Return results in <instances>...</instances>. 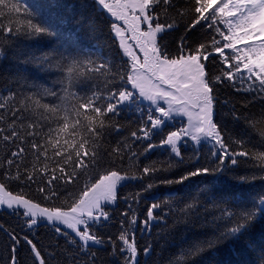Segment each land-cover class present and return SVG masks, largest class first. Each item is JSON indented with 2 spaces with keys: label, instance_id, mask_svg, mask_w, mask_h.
Wrapping results in <instances>:
<instances>
[{
  "label": "snow or ice",
  "instance_id": "snow-or-ice-1",
  "mask_svg": "<svg viewBox=\"0 0 264 264\" xmlns=\"http://www.w3.org/2000/svg\"><path fill=\"white\" fill-rule=\"evenodd\" d=\"M179 2L95 0L100 11L110 18L108 38L116 45L115 56L105 54L108 45L103 39V29L94 18H90L88 27L93 35V44L83 50V56L79 50L70 53L53 47L23 61L41 72H58L59 78L53 82V87L35 81L29 83L26 77L18 75L13 78L18 85L16 91H9L7 96L0 94V110H4V114L0 115V143L16 147L6 160L0 158V206L22 208L29 229L38 221L51 223L57 234L88 255L87 261L76 260L74 264H95L96 253H89L88 249L105 241L93 227L109 220L110 213L106 208L117 201L118 188L124 182L150 181L133 195L132 199L137 200L162 185H181L199 176L215 177L227 169L226 162L235 167L241 162V157L259 161L260 170L264 171V151L251 154L246 148L250 140L234 139L215 119L217 85L225 81L234 87L236 83L241 87L247 83L245 90L255 91L258 98L264 101V0H183L185 7L177 8ZM169 9H177L181 19L174 18L171 22L164 19L162 22ZM189 14L185 35L180 37L179 48L174 55L163 36L177 29ZM6 17L7 24L3 22ZM34 19L40 22H34ZM198 27L212 35L204 42L190 45L187 33ZM0 33L13 37L23 35L30 40L43 37L59 39L60 36L57 29L30 10L23 0H0ZM217 63L222 65L218 74L209 67ZM88 84L91 85L88 93L76 91V88ZM46 98L50 102H45ZM145 101L149 102L146 110L142 107ZM125 110L142 114L141 126L131 132V137L134 141H147V147L143 152H137L127 139H122L110 152H106L103 141L112 131L123 127L112 117ZM232 116L234 120L241 118L234 108ZM177 117H186L187 123L165 134L164 129ZM7 120L11 122L5 126ZM25 120L28 122L24 123ZM261 120L264 121V111L261 112ZM157 135L161 136L159 142H152ZM260 135L264 138V131ZM29 138L33 155L31 168L24 163L26 149L20 146ZM188 140L197 146L211 143V157L202 164L200 153L194 147L193 155L186 158L181 152V145L186 146ZM257 146L264 147V139ZM156 149L166 150L168 159L150 161L132 175L121 170L125 158L139 168L140 157L146 158ZM41 158L42 168L38 167ZM49 163L55 167L49 168ZM178 170H182V174L177 178L158 179L161 173L170 175ZM40 173L48 177L46 183H41L38 188L42 201L58 198L63 188L71 200L66 207L45 206L41 201L27 198L22 189L16 194L9 190V182L30 185L36 183ZM80 177H87L82 190L78 194L67 192V186L77 183ZM260 178L264 179V176ZM245 179L241 177L242 182ZM204 194L221 212V216L207 220L205 226H214L224 216L231 221L239 215L234 225L221 234L222 237L243 234L261 210L258 207L255 212L237 214L226 207L220 208L221 204L227 203L224 195L208 194L207 189H201L194 198L195 202L185 205V216L197 207L200 196ZM175 195L166 194L162 201L152 197L155 202L147 206L141 232L150 231L153 221L164 219L156 212L168 206ZM259 203L264 205V197ZM122 215L127 217L128 211ZM127 223L133 230L129 232L127 228H122L117 237L121 244L119 248L111 237L108 241L113 246L112 254L119 252L123 257L122 264H139L140 249L134 228L137 217L133 215ZM68 230L75 238L69 235ZM9 235L12 245L6 264H20L16 251L21 240L29 247L33 264H48L42 249L27 235ZM201 243L195 242L188 250L181 249L176 257L169 260V264H187L186 256H194L204 250ZM208 243L210 245L211 241ZM151 253L152 245L149 243L143 248L145 259ZM261 261L264 264V253L261 254Z\"/></svg>",
  "mask_w": 264,
  "mask_h": 264
},
{
  "label": "trees",
  "instance_id": "trees-1",
  "mask_svg": "<svg viewBox=\"0 0 264 264\" xmlns=\"http://www.w3.org/2000/svg\"><path fill=\"white\" fill-rule=\"evenodd\" d=\"M23 3L30 10L38 13L40 18L46 19L51 26L59 31L60 36L59 39L43 37L39 40H30L23 35L13 37L0 33V45H2L3 50V56L0 57V94L7 96L9 91H16L18 85L13 78L18 75L26 77L29 83L35 81L47 87H53V82L59 78L58 72H41L32 64H25L23 61L33 54L39 55L53 47L66 49L70 53H76L79 50L83 56V50L90 48L93 44V35L88 27L90 18H94L96 23L103 29V39L108 45L105 54L111 53L113 56L117 54L116 45L108 38L107 25L110 18L100 11L95 4V0H23ZM181 7H185L183 0H180L177 5V8ZM174 18L181 19L178 16L177 9H169L167 17H162V22L164 19L171 22ZM189 18L190 14L186 15L183 18L184 22L180 23L177 29L163 36L169 51L174 55L178 51L180 37L185 35V23ZM3 22L8 23L7 17L4 18ZM34 22L38 23L40 21L34 19ZM211 35L212 33L198 27L188 32L186 39L190 45H194L198 42H204L205 38ZM117 60L119 62V57H117ZM209 67L211 71L218 74L222 65L217 63L209 65ZM56 87H59V85H56ZM90 87L91 85L88 84L76 88V91L81 94L88 93ZM247 87V83L243 87L236 83L234 87L227 81L217 85L215 119L222 124L234 139L250 140L246 148L250 150L251 154H254L258 151H264V147L257 146L261 139H264L260 135L261 131H264V121L261 120L264 101L258 98L255 91H246ZM45 102L50 101L46 98ZM148 103L145 101L142 105L145 110ZM233 108L236 115L241 117L240 119H233ZM3 114L4 110H0V115ZM245 116L249 119L245 120ZM112 119L118 121L123 127L119 131H112L106 137L103 141L104 150L110 152L112 148L117 146L118 141L127 139V142L133 145L134 151L143 152V149L147 147V141H134L131 137V132L137 131L141 126L142 114L125 110L119 116L112 117ZM10 122L11 120H7L5 126ZM27 122L28 120L24 121V123ZM186 123L184 117H177L164 129V132L166 134L168 131L176 130ZM250 124L252 126H249ZM159 139H161V136L157 135L152 142L158 143ZM37 142H39V138H37ZM30 143L31 138L27 143L20 144L26 149L24 163L29 168H31V161L33 160ZM194 147L200 153L202 164L211 157L213 150L211 143H201L197 146L194 145V142L188 140L186 146L181 145V152L187 158L193 155ZM232 147L237 151L240 150L236 145H232ZM15 150L16 147L12 144L3 145L0 143V158L6 160L11 151ZM49 155H51V151H49ZM166 159H168V152L164 149H156L148 154L146 158L144 156L140 157L139 168L133 166L125 158L121 170L132 175L138 173L150 161H163ZM239 159L241 162L235 167L231 166L230 162H226L228 164L227 169L215 177L199 176L181 185L170 187L162 185L152 189L151 192L142 195L137 200L132 199L133 195L150 181L145 179L143 182L139 180L124 182L119 186L117 201L114 205H108L106 208L110 213L109 220L93 227V230L105 241L102 245L92 246L88 249L89 253H96L95 264H122L123 257L119 252L115 255L112 254L113 246L108 238L111 237L112 241L116 242V247L119 248L121 244L117 237L122 228H127L129 232L133 230L127 223L133 215L137 217L134 228L137 246L140 249L139 264H169V260L176 257L181 249L188 250L195 242H203L201 247L204 250L197 255L186 256L187 264H262L261 254L264 253V205H260L259 201L260 198L264 197V179L260 178L264 176V171L260 170V162L254 158L241 157ZM38 167H43V158H41ZM53 167L55 165L49 163V168ZM180 174H182V170L173 172L170 175L161 173L158 179L177 178ZM0 175H2V170H0ZM241 177L247 179L242 182ZM47 178L46 175L40 173L36 183L30 185H21L18 181H11L9 182V190L16 194L21 192L22 189L27 198L41 201L45 206L66 207L71 200L68 199L63 188L60 189L58 198L42 201L38 188L41 183H46ZM86 180L87 177H80L77 183L69 184L66 191L78 194ZM201 189H207L208 194L224 195L227 203L221 204L220 208L226 207L229 211L237 214L242 211L255 212L258 207L261 210L251 227L245 230L243 234L238 237H222L221 234L234 225L235 220L239 219V215L231 221L227 216H224L217 220L214 226H205V222L213 216H221L220 209L213 207L212 202L207 199V194L200 196L197 207L191 211L190 215L185 216L183 214L185 205L195 202L194 198ZM169 193H175L176 195L170 199L168 206L156 212L157 216H164V219L153 221L150 231L141 232L142 221L146 218L147 206L155 202L152 197L156 196L158 200L162 201ZM125 211H128L127 217L122 215ZM121 221H124L123 225ZM0 226H2L0 227V264H6L11 254L12 241L9 234H15L19 237L27 235L29 239L37 244L38 248L42 249V255L48 264H74L76 260H88V255L81 251L80 247L68 243L64 236L57 234L52 224L39 222L29 229L26 226L23 209L21 208L0 210ZM69 235L75 238L73 233L69 232ZM76 239L77 245H79L80 242L78 238ZM209 241H211L210 245ZM149 243L152 245V253L145 259L143 248ZM16 256L20 264H33L32 254L23 240L17 248Z\"/></svg>",
  "mask_w": 264,
  "mask_h": 264
},
{
  "label": "rangeland",
  "instance_id": "rangeland-1",
  "mask_svg": "<svg viewBox=\"0 0 264 264\" xmlns=\"http://www.w3.org/2000/svg\"><path fill=\"white\" fill-rule=\"evenodd\" d=\"M185 119H186V121H187V118L186 117H184ZM119 189V188H118ZM110 205H114V203L113 204H110ZM22 209V208H21ZM0 210H10V209H8L6 206H0ZM39 222H42V221H38V223ZM37 223V224H38ZM49 224H51V223H49ZM66 227V226H65ZM69 232H71V230H68ZM72 233V232H71Z\"/></svg>",
  "mask_w": 264,
  "mask_h": 264
}]
</instances>
